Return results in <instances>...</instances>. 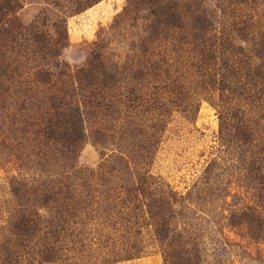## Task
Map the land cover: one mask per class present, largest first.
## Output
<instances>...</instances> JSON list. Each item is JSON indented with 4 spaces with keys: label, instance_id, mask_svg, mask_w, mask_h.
Returning <instances> with one entry per match:
<instances>
[{
    "label": "trees",
    "instance_id": "16d2710c",
    "mask_svg": "<svg viewBox=\"0 0 264 264\" xmlns=\"http://www.w3.org/2000/svg\"><path fill=\"white\" fill-rule=\"evenodd\" d=\"M44 1L53 9L25 24L20 0H0L12 102L10 114L0 92V148L20 170L0 264H120L147 252V235L165 264H210L187 212L221 193L227 227L264 245V0H126L76 66L62 59L68 14L102 0ZM203 101L225 155L183 194L153 166L175 119L194 124ZM89 138L116 147L97 167L78 164ZM256 251L247 264H264Z\"/></svg>",
    "mask_w": 264,
    "mask_h": 264
},
{
    "label": "rangeland",
    "instance_id": "374dc122",
    "mask_svg": "<svg viewBox=\"0 0 264 264\" xmlns=\"http://www.w3.org/2000/svg\"><path fill=\"white\" fill-rule=\"evenodd\" d=\"M20 1L23 8L17 15L19 21L25 24L33 22L42 10L53 9V6L46 5L44 0ZM125 6L126 0H102L80 13L68 14L67 31L71 45L63 51L62 59L73 66L83 64L88 57L91 44L98 39L99 31L109 29L117 16L123 12ZM48 13L53 14L50 11ZM115 37L117 39L110 44L108 50H115V54H117L121 51L118 45L120 36ZM126 39L128 41V38ZM4 55L8 61L4 65L3 71H7V73H2L5 83L1 86L3 91L0 90V92L7 99L6 104L10 106L9 113L11 114V78H9L11 76V35L0 33V60L3 61ZM219 130L217 109L209 101L202 102L194 124L178 116L161 146L153 171L164 177L176 191L186 193L202 177L205 167L212 159L224 157ZM106 147L108 148H101L89 138L78 159L79 166L97 167L102 160V152L110 154L116 149L110 143ZM2 151L0 148V233L6 240L7 236L4 235H9L11 229L9 225L11 209L16 203L10 191L11 177L18 175L20 170L18 165L11 161V155H5ZM213 186L217 188L216 184ZM222 195L221 193L215 201L210 197L205 198L207 202L201 201L196 205L197 209L188 210L187 217H193L192 225L198 228V234L204 240L210 264H215L217 261H221V264H247L250 253L257 257L256 250L259 249L261 254H264V245L258 246L252 239L242 235V231L239 229L227 227L226 220L222 216V207L227 206L233 199ZM224 238L228 244V251L222 256L220 253L223 252L221 247L222 242H225ZM146 239L148 245L146 253L139 258L120 264H165L156 242L150 235H147Z\"/></svg>",
    "mask_w": 264,
    "mask_h": 264
}]
</instances>
